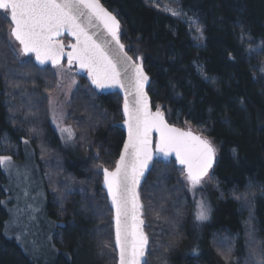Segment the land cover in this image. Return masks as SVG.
Returning <instances> with one entry per match:
<instances>
[{
	"label": "trees",
	"instance_id": "1",
	"mask_svg": "<svg viewBox=\"0 0 264 264\" xmlns=\"http://www.w3.org/2000/svg\"><path fill=\"white\" fill-rule=\"evenodd\" d=\"M99 2L115 16L120 42L139 57L149 77L151 109L159 107L168 123L203 135L217 150L203 201L208 215L196 225L181 168L174 160L153 161L137 188L148 238L144 260L260 264L264 0ZM6 16L0 11V156L21 160L27 145L31 148L46 192L45 212L61 223L52 237L56 253L46 262L116 264L112 207L101 182L103 169H113L124 140L122 96L98 92L77 76L65 107L76 151L69 154L48 112V95L56 87L54 69L67 65L39 67L31 56L20 57ZM5 197L0 179V264H40L5 234Z\"/></svg>",
	"mask_w": 264,
	"mask_h": 264
},
{
	"label": "snow or ice",
	"instance_id": "2",
	"mask_svg": "<svg viewBox=\"0 0 264 264\" xmlns=\"http://www.w3.org/2000/svg\"><path fill=\"white\" fill-rule=\"evenodd\" d=\"M0 10L10 16V36L19 43L22 55L34 53L40 64L51 61L57 65L64 55V45L57 37L67 32L75 38L67 53L69 65L75 61L86 69L97 88L119 87L124 91L128 139L115 169H103L104 186L115 211L119 264H147L143 258L148 238L142 228V205L137 191L145 170L153 156L167 157L174 153L194 189L213 167L217 156L213 142L191 130L171 126L159 107L155 112L150 109L144 90L149 77L142 64L133 62L124 52L119 39V22L99 0H0ZM100 26L103 33L91 30ZM104 33L111 37L110 41L103 39ZM113 42L115 46L110 47ZM61 131L72 138L71 128ZM153 131L158 134L155 151L152 149ZM10 160L9 156H0V166H6ZM197 209L196 218L206 219L208 209L203 202L197 204ZM260 264H264V258Z\"/></svg>",
	"mask_w": 264,
	"mask_h": 264
},
{
	"label": "rangeland",
	"instance_id": "3",
	"mask_svg": "<svg viewBox=\"0 0 264 264\" xmlns=\"http://www.w3.org/2000/svg\"><path fill=\"white\" fill-rule=\"evenodd\" d=\"M187 25L190 23L186 20ZM20 53L19 46H16ZM56 87L48 95V112L51 126L63 139L69 154L76 155L72 141L67 133L61 131L67 128L65 123V107L67 100L77 84L74 67L54 69ZM29 142L27 141V144ZM26 148V147H25ZM21 160L11 159L6 166H0V179L6 196L2 204L7 213L5 234L12 237L30 257L40 264L51 261L56 248L52 243L57 226L61 223L50 219L45 212L46 192L42 179L36 170L31 148L27 145ZM181 183L192 197V221L196 225L197 204L207 200L210 190L208 176L196 188H191L189 182L181 176ZM208 209V205L203 202ZM208 215V212H207ZM248 231V230H247ZM48 261V262H46Z\"/></svg>",
	"mask_w": 264,
	"mask_h": 264
},
{
	"label": "water",
	"instance_id": "4",
	"mask_svg": "<svg viewBox=\"0 0 264 264\" xmlns=\"http://www.w3.org/2000/svg\"><path fill=\"white\" fill-rule=\"evenodd\" d=\"M103 7V6H102ZM106 10V9H105ZM0 11H3V10H0ZM107 11V10H106ZM110 13V12H109ZM113 15V14H112ZM7 17H8V19H9V21H10V16L9 15H7ZM10 24H11V21H10ZM12 26V25H11ZM92 31H97L98 33H103V27L102 26H100L98 29H96V28H93V29H91ZM64 34H66V35H68L72 40H73V44L75 43V38L73 37V36H71V35H69L67 32H63L60 36H58L57 37V39H59L61 36H63ZM103 39L104 40H108V41H110L111 40V37L110 36H108L106 33H104V35H103ZM17 42V41H16ZM60 42V41H59ZM18 43V42H17ZM61 43V42H60ZM121 43V42H120ZM18 45H19V43H18ZM115 46V44H114V42L112 43V45L110 46V47H114ZM19 48H20V45H19ZM124 52L127 54V56H129V57H132L126 50H125V48H124ZM67 53L68 52H66V53H64V55H62L61 57H60V59H59V63L57 64V65H55V66H58V65H60L62 62H63V59H64V56L67 58V61H68V57H67ZM24 56H32V59H33V61H34V63L36 64V65H38L39 67H44V66H46V65H48V66H53L54 67V65L52 64V62L51 61H47V62H45L44 64H40L38 61H36V58H35V54L34 53H29V54H27V55H24ZM132 60H133V62H135V63H140V61H139V59H135L134 57H132ZM74 63H75V69H76V74L77 75H80V76H82V75H84L85 74V71H86V69H82V68H80L79 67V65L74 61ZM141 64V63H140ZM86 77L87 78H89V76H88V72L86 73ZM89 80H90V82H91V79L89 78ZM92 83V82H91ZM149 84V83H148ZM148 84H146L145 85V92L147 93V87H148ZM100 90H101V92H112V91H117L121 96H122V105H121V108H122V112H123V115H124V111H123V105H124V98H125V93H124V91L121 89V88H119V87H108V88H100ZM147 96H148V94H147ZM129 99H130V101H131V97H129ZM148 101H149V107H150V109H151V104H150V100H149V97H148ZM152 110V109H151ZM153 112H155L154 110H152ZM124 120H125V116H124ZM166 120V119H165ZM170 124V123H169ZM171 126H173V127H176V126H174V125H172V124H170ZM177 128H179V127H177ZM180 129H182V130H190V129H183V128H180ZM123 130H124V140H123V143H122V146H121V149H120V152H119V155H118V158H117V160L119 159V157H120V154H121V152L123 151V148H124V144H125V142L127 141V139H128V129H127V126L125 125V123L123 122ZM192 131V130H191ZM193 132V131H192ZM194 133V132H193ZM194 134H196V133H194ZM158 139V134L155 132V131H153V133H152V141H153V143H152V149H153V151H155V142H156V140ZM173 157V158H175V154L174 153H171L169 156H167V157H164L162 154H157V155H155V156H153V159H152V161L150 162V164H149V167H148V169H146L145 170V173H144V176L141 178V182H142V180H143V178L145 177V175H146V173L149 171V169L151 168V166H152V162H153V160L154 159H156V158H159V159H161V160H163V161H167L170 157ZM176 159V158H175ZM176 165L177 166H182V165H180L177 161H176ZM214 165V164H213ZM115 166H116V163H115V165H114V167H113V169L112 170H114L115 169ZM213 168V167H212ZM211 168V169H212ZM211 169H209V171L211 170ZM112 170H109V171H112ZM140 182V183H141ZM101 186H102V188L104 189V191H105V193H106V195H107V197H108V194H107V189H106V187L104 186V175H103V171H102V182H101ZM108 201H109V203H110V205H111V200H110V198L108 197ZM111 207H112V205H111ZM114 217H115V211H114V209L112 208V222H113V231H114V240H115V219H114ZM141 219H142V213H141ZM142 228H143V225H142ZM115 247H116V244H115ZM146 251H147V247H146V250H145V253H146ZM116 259H117V262H116V264H119V250L116 248ZM144 259V258H143Z\"/></svg>",
	"mask_w": 264,
	"mask_h": 264
},
{
	"label": "flooded vegetation",
	"instance_id": "5",
	"mask_svg": "<svg viewBox=\"0 0 264 264\" xmlns=\"http://www.w3.org/2000/svg\"><path fill=\"white\" fill-rule=\"evenodd\" d=\"M60 42L64 45V53L69 52V50L71 49V48L69 47V45L72 44L71 39L68 38L67 36H63V37L60 39ZM63 63H65V59H64ZM86 73H87V72H86ZM85 78H86V77H85ZM87 81H88V84H89L92 88L96 89V91H100V88H97L96 86L92 85V84L89 82V80H87ZM169 160H174V161L176 162V159L173 158L172 156L169 158ZM179 168H181L183 174L186 176V174L184 173V170H183V166H179Z\"/></svg>",
	"mask_w": 264,
	"mask_h": 264
}]
</instances>
